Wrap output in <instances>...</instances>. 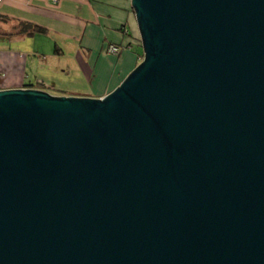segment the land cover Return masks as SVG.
<instances>
[{
    "label": "water",
    "instance_id": "95a60500",
    "mask_svg": "<svg viewBox=\"0 0 264 264\" xmlns=\"http://www.w3.org/2000/svg\"><path fill=\"white\" fill-rule=\"evenodd\" d=\"M130 6L102 98L0 90V264H264V0Z\"/></svg>",
    "mask_w": 264,
    "mask_h": 264
},
{
    "label": "crops",
    "instance_id": "0c3cea01",
    "mask_svg": "<svg viewBox=\"0 0 264 264\" xmlns=\"http://www.w3.org/2000/svg\"><path fill=\"white\" fill-rule=\"evenodd\" d=\"M0 16L10 20L4 30L26 22L47 31L0 36V90L102 98L143 56L130 0H2Z\"/></svg>",
    "mask_w": 264,
    "mask_h": 264
},
{
    "label": "trees",
    "instance_id": "16d2710c",
    "mask_svg": "<svg viewBox=\"0 0 264 264\" xmlns=\"http://www.w3.org/2000/svg\"><path fill=\"white\" fill-rule=\"evenodd\" d=\"M9 23H10L9 19L0 16V36L12 37V36L22 35L26 37H31L36 34H41V35L47 34V31L45 29L26 22H17L15 25H12L7 30H4L2 28V25L4 24L8 25Z\"/></svg>",
    "mask_w": 264,
    "mask_h": 264
},
{
    "label": "built area",
    "instance_id": "2783aa9c",
    "mask_svg": "<svg viewBox=\"0 0 264 264\" xmlns=\"http://www.w3.org/2000/svg\"><path fill=\"white\" fill-rule=\"evenodd\" d=\"M1 1L2 0H0V3H1ZM124 31H126V29H124ZM106 51H107V53L117 55L120 52V48L116 47L114 45H109Z\"/></svg>",
    "mask_w": 264,
    "mask_h": 264
},
{
    "label": "rangeland",
    "instance_id": "374dc122",
    "mask_svg": "<svg viewBox=\"0 0 264 264\" xmlns=\"http://www.w3.org/2000/svg\"><path fill=\"white\" fill-rule=\"evenodd\" d=\"M139 40H140V37H139ZM139 40H138V41H139ZM138 43H139V46L141 47V41H139ZM140 49H141V52H142V48H140ZM142 55H143V52H142ZM35 86H36V85H35Z\"/></svg>",
    "mask_w": 264,
    "mask_h": 264
}]
</instances>
